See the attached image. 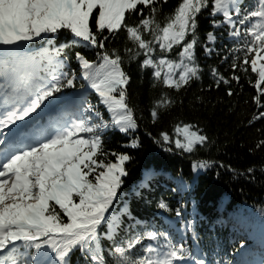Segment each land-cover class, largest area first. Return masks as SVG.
Here are the masks:
<instances>
[{
	"label": "snow or ice",
	"instance_id": "obj_1",
	"mask_svg": "<svg viewBox=\"0 0 264 264\" xmlns=\"http://www.w3.org/2000/svg\"><path fill=\"white\" fill-rule=\"evenodd\" d=\"M168 3L0 0V264H72L77 252L82 264H234L218 249L219 259L208 258L183 204L173 209L162 198L157 207L174 211L177 231L192 233V247L183 235L177 239L137 219L121 195L134 157L106 148L115 132L129 137L124 148L141 147L126 64L138 61L142 71L151 70L153 88L179 92L203 79L201 50L205 58L220 56L225 32L233 46L220 64H228L232 76L218 66L210 74L217 88L229 85V96L231 84L242 79L238 72L254 75L249 83L257 93V114L250 123L264 120V0H178L165 12ZM204 12L212 30L202 37ZM61 32L66 42L57 47ZM122 32L131 47L114 46ZM37 41L47 47L33 51ZM77 48L95 58L69 54ZM176 103L162 91L152 102L151 122ZM147 135L165 151L189 156L214 143L197 124L184 121L171 134ZM256 149L264 150V139ZM214 167L226 166L213 159L191 162L196 174ZM227 168L255 179V165L244 172ZM156 175L148 170L136 194L151 190ZM171 182L173 193L190 188L182 170Z\"/></svg>",
	"mask_w": 264,
	"mask_h": 264
},
{
	"label": "trees",
	"instance_id": "obj_2",
	"mask_svg": "<svg viewBox=\"0 0 264 264\" xmlns=\"http://www.w3.org/2000/svg\"><path fill=\"white\" fill-rule=\"evenodd\" d=\"M177 3L178 0H169L164 11H171ZM137 19L138 17H134L129 20V23ZM200 26L202 37L207 31L212 30L207 12L200 17ZM66 35L65 32H61L55 38L54 45L58 47L65 43ZM126 43L132 46L127 41L126 33L122 32L117 37L114 46L122 49ZM220 43L223 44L220 56L205 58L201 50L200 60L205 68L203 79L179 92L162 87L153 88L150 74L140 69L138 61H133L130 65L126 64L125 68L132 76L129 90L131 103L137 109L140 128L136 135L140 137L141 147L136 150L124 148L122 145L128 142L129 137L115 132L109 134L111 138L106 148L110 151H126L134 157L127 164L129 176L125 178L123 185L125 190L122 187L121 195L130 203L132 213L137 219L162 231L166 229L161 223L166 222L169 227L167 230L177 239L183 235L189 245L188 233L177 231L180 222L175 217L174 211L168 213L157 207L162 198L166 199L169 204L178 201L188 202L192 211L187 213L185 219L194 221L195 231L200 240L201 236L215 239L220 232H224L227 236L222 239L227 245L221 244L224 256L228 260H232L234 264H260V261L264 260V234L254 238L255 231L252 222L260 220L264 212V172L261 171V166H264V150L256 149L258 142L264 139V120L250 123L257 114V105L254 101L257 93L253 85L249 83V79L254 82V75L245 76L243 72H238L237 74L242 79L239 84L236 82L231 84L234 93L231 96L228 95L229 85L222 84L219 88L216 87L215 80L210 74L212 66H218L226 77L231 78L232 76L229 65L220 64L228 48L233 46L226 33ZM36 46L38 49L47 47V43L37 41ZM112 46L109 45V47ZM75 51L83 52L89 59L95 58L94 52L82 48L73 49L69 54L74 55ZM162 91H168L177 103L163 113L162 119L154 125L151 122L150 109L153 100L158 98ZM178 121L197 124L214 143L208 148H201L193 156H187V154L183 156L174 149L173 152H167L163 148L158 150L157 147L160 145L154 143L147 133L151 132L153 136H158L161 131H168L171 134L173 126ZM197 158L220 161L226 167H214L196 174L191 171L190 164ZM228 165L240 172L255 165V179L243 175L234 176L228 170ZM150 169H154L162 179L155 177L151 190L144 189L143 195L139 196L136 192L140 184L138 182L144 179L142 170ZM181 170L190 188L180 194L173 193L171 188L175 185L171 182V178H174ZM128 189L131 190L126 192ZM130 195L132 197L129 199ZM191 197L193 199H190ZM193 201H196V205ZM184 211L183 208V214L186 213ZM217 211H221L219 217H216ZM249 211L251 214H248ZM239 216L245 217L249 225H242ZM248 218L254 220L249 221ZM218 219L223 222V228L218 226L220 224ZM125 220L126 223L131 222L127 218ZM209 226L217 227V229H203ZM239 243L241 246L235 247ZM202 246L203 244L199 242L201 249H203ZM211 248L217 250L215 247ZM251 249L261 255L256 263L243 258V255H247ZM78 262L82 264L79 252L72 256V264H78Z\"/></svg>",
	"mask_w": 264,
	"mask_h": 264
},
{
	"label": "bare ground",
	"instance_id": "obj_3",
	"mask_svg": "<svg viewBox=\"0 0 264 264\" xmlns=\"http://www.w3.org/2000/svg\"><path fill=\"white\" fill-rule=\"evenodd\" d=\"M152 78V77H151ZM158 148V150H160V146L159 147H157ZM186 154H184L183 156H185ZM187 156H189V155H187ZM142 173H143V176L145 177L146 175H147V173H148V171H146V170H142ZM156 177H159V178H161L162 179V177L160 176V175H157ZM124 188V187H123ZM124 190H125V188H124ZM131 189H128L126 192H129ZM133 195V194H132ZM132 195H130L129 196V199L132 197ZM196 203V201H193V204L194 205H196L195 204ZM180 204H183V208L185 209V211L184 212H186L185 214H184V217L187 215V213H189V212H191L192 210H191V207H190V205H189V203L188 202H186V203H183V202H180V203H178V202H172L171 204H170V206L173 208V209H176L177 207H180ZM220 213H221V211H217V216L216 217H219V215H220ZM248 214H251V212L249 211L248 212ZM239 219H240V221L242 222V225H245L246 224V226H248L249 225V222L248 221H246V218L245 217H243V216H239ZM248 220L249 221H251V220H254L253 218H248ZM217 221H220V224H218V226H222L221 228H223L224 227V224H223V222L220 220V219H218ZM176 222V220L174 221V223ZM173 224V223H172ZM161 225H162V227L164 228V229H166L167 230V228H169L168 226H167V223L166 222H162L161 223ZM254 226H257V223L255 222L254 224H253ZM204 230H210V229H217V227H214V226H209V227H206V228H203ZM260 233L262 232L263 234H264V230L262 229V230H260L259 231Z\"/></svg>",
	"mask_w": 264,
	"mask_h": 264
}]
</instances>
